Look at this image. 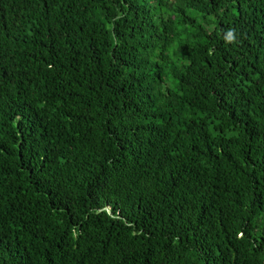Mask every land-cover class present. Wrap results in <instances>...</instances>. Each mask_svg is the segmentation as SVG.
<instances>
[{
	"label": "trees",
	"instance_id": "16d2710c",
	"mask_svg": "<svg viewBox=\"0 0 264 264\" xmlns=\"http://www.w3.org/2000/svg\"><path fill=\"white\" fill-rule=\"evenodd\" d=\"M0 264H264V0H0Z\"/></svg>",
	"mask_w": 264,
	"mask_h": 264
}]
</instances>
